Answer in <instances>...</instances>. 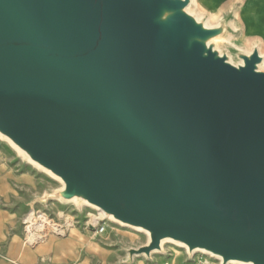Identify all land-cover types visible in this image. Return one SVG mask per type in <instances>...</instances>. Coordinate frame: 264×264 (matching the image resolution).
Segmentation results:
<instances>
[{
  "label": "water",
  "instance_id": "1",
  "mask_svg": "<svg viewBox=\"0 0 264 264\" xmlns=\"http://www.w3.org/2000/svg\"><path fill=\"white\" fill-rule=\"evenodd\" d=\"M195 0H0V138L75 203L221 264H264V56ZM92 228V227H91ZM93 229V228H92Z\"/></svg>",
  "mask_w": 264,
  "mask_h": 264
},
{
  "label": "crops",
  "instance_id": "2",
  "mask_svg": "<svg viewBox=\"0 0 264 264\" xmlns=\"http://www.w3.org/2000/svg\"><path fill=\"white\" fill-rule=\"evenodd\" d=\"M234 2L239 3L234 29L237 18L243 31H255L258 25L264 28V0H195L205 14L222 13L214 24ZM34 189L32 175L23 166L0 156V264H105V248L76 228L65 237L51 236L35 247L23 243L18 225L41 197Z\"/></svg>",
  "mask_w": 264,
  "mask_h": 264
},
{
  "label": "rangeland",
  "instance_id": "3",
  "mask_svg": "<svg viewBox=\"0 0 264 264\" xmlns=\"http://www.w3.org/2000/svg\"><path fill=\"white\" fill-rule=\"evenodd\" d=\"M191 11L197 13L200 17H207L208 23L211 26L215 25L214 23L216 18L220 17L222 14H205V12L199 6H196V4ZM235 31L236 35L232 37L227 42V44L246 52H251L253 46L255 44H259L260 55L264 56V28L257 31H243L239 19L237 18ZM0 156L4 159H7L8 161L21 165V167L23 166L25 171L32 175L36 195L40 194L39 196L43 197L47 191L57 190L61 187L60 182L54 179L51 175L44 171H40L31 164L25 163L14 147H12L8 141L2 138H0ZM32 211H40L46 214L49 220H52L56 223H60L61 220L65 219L69 222L71 229L76 228L77 231L86 233L93 240L98 241L105 248V253L107 256L105 264H118L119 262L126 260L127 254L124 252V249L129 247H140L147 244L148 242V237L145 233L121 226L106 218L105 215L101 217L98 222H101L105 225L106 232L102 237H96L94 230L91 227L88 228V223L91 221L90 215L98 216L101 213L100 211L88 206L78 207L75 203L66 204L59 201L50 202L47 206H43L38 199V201H36L24 213L23 217L19 221L18 227L23 243H26V233L24 230L23 221L28 217H32ZM49 220H47V222ZM72 222H75V226L72 225ZM69 233L71 232L68 231L66 235ZM51 236L56 235H50L49 237ZM26 245L29 246L28 244ZM198 257L205 256L203 253H198L190 258L186 249L181 245L165 243L164 253L153 254L152 260H147L145 257L137 258L134 264H191L192 260Z\"/></svg>",
  "mask_w": 264,
  "mask_h": 264
},
{
  "label": "built area",
  "instance_id": "4",
  "mask_svg": "<svg viewBox=\"0 0 264 264\" xmlns=\"http://www.w3.org/2000/svg\"><path fill=\"white\" fill-rule=\"evenodd\" d=\"M40 211H34V215L32 218H29L28 215L24 221V230L26 233L25 241L31 247H35L42 242H44L50 235H56L59 237L65 236L69 231L70 224L67 220H61L60 223L53 222L49 220V222H45L42 217L39 216ZM44 214V213H43ZM72 225H75V222H72ZM89 228V226H88ZM95 234L97 236H102L106 232V227L103 223L98 222L96 226H92ZM205 257H198L192 260L191 264H221V262L213 258L210 255L204 254Z\"/></svg>",
  "mask_w": 264,
  "mask_h": 264
},
{
  "label": "bare ground",
  "instance_id": "5",
  "mask_svg": "<svg viewBox=\"0 0 264 264\" xmlns=\"http://www.w3.org/2000/svg\"><path fill=\"white\" fill-rule=\"evenodd\" d=\"M255 30H261L263 29V27L261 26H254ZM101 212V211H100ZM40 217H42V215L44 216V218H42L45 222H47V220H49L48 216L46 214H43L42 212L38 213ZM34 215V211H32V216ZM91 216V221L88 223L89 227L92 226H96L98 220L104 216V214L101 212L98 216H94V215H90ZM32 218V217H31ZM49 222V221H48ZM75 226V225H74ZM71 227V226H70ZM71 229V228H70ZM69 229V230H70Z\"/></svg>",
  "mask_w": 264,
  "mask_h": 264
}]
</instances>
